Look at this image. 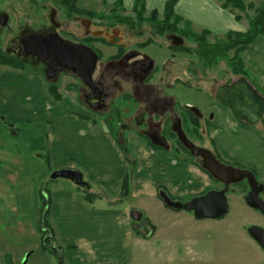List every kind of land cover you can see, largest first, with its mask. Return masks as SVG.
<instances>
[{
    "label": "crops",
    "instance_id": "obj_1",
    "mask_svg": "<svg viewBox=\"0 0 264 264\" xmlns=\"http://www.w3.org/2000/svg\"><path fill=\"white\" fill-rule=\"evenodd\" d=\"M93 1L107 5L120 1L127 11L132 9L134 2ZM167 1L144 0L146 13L162 15ZM243 1L256 5L264 0ZM220 3L221 0H178L173 11L176 17L213 38H222L229 32H246V17L240 14V20H236L234 13L221 8ZM242 59L255 85L250 83L260 92L264 87V37L257 38L244 52ZM30 71L0 65V124L1 118L25 123L23 130L33 137V144L27 146L30 161L41 165V157L38 156L45 154L48 156L47 171L78 170L85 182L99 188L104 194V198L89 203L78 189L63 185L49 189L47 185V230L53 244L62 252L61 264H181L176 238H182L178 233L182 215L164 206L156 196L157 188H164L176 198L196 195L207 186L204 176L196 168L175 160L168 153L153 151L149 147L133 150L137 171L130 180L129 201L138 199L141 205L136 210L145 214L144 208L148 206L150 215L144 219L146 222L135 225L129 216L132 205L123 203L118 207L107 202L119 197L121 182L128 171V164L112 134L103 127L93 125L89 120L93 117L91 112L72 97H63L60 101L51 98L46 93L43 77ZM182 74L186 76V71L183 70ZM209 109L213 112L209 134L218 154L228 162L240 163L252 170L264 187V133L238 121L226 106L213 102ZM26 124L31 125L30 129ZM40 129L46 131L45 140ZM23 159L27 158H18L15 151H9L6 144L0 143V209L4 217L7 210L15 214L16 221L18 217L11 231L14 237L19 238L23 234L21 216L26 217L23 212L28 208L29 198L24 194L22 183L14 179L16 185L12 184L13 175L23 176L22 171L5 175L3 165L6 161L10 164L22 163ZM41 168L43 172L36 181L35 197L30 200V210L36 214L41 212L45 203L39 196L40 192L37 193V185L49 176L44 164ZM4 177L10 186L4 183ZM88 192L97 193L94 188ZM144 202L148 205L144 206ZM157 216H167L164 221L166 229H157L153 222ZM35 218L38 221L39 215ZM149 226L154 231L146 236L145 231L150 232ZM39 231L42 234L43 230ZM159 237L163 239L162 248L156 245ZM167 237L169 240L165 241ZM152 239L155 241L151 242ZM41 251L48 253L43 249ZM6 252L5 243L0 242V259L7 257ZM15 258L10 257V264ZM42 260V264H52L48 256Z\"/></svg>",
    "mask_w": 264,
    "mask_h": 264
},
{
    "label": "rangeland",
    "instance_id": "obj_2",
    "mask_svg": "<svg viewBox=\"0 0 264 264\" xmlns=\"http://www.w3.org/2000/svg\"><path fill=\"white\" fill-rule=\"evenodd\" d=\"M62 1L65 0H0V14H4L7 17L6 26H0V50L8 56L7 52L4 50L6 47L5 41L9 37L16 36L22 26L32 25L33 30H37L43 26H49L48 23L50 22L51 11H54V20L59 23H63L65 21V17L67 16L71 18L69 29H71L76 35H79L81 27L77 20H73L76 15H68V11H66V9L60 5ZM118 2L112 5H107L93 0H78L75 7L77 10L80 8L81 10L89 12L91 17L94 16L93 19H98L100 20V23L106 25L108 24L111 27H118L122 29H154L156 20L152 23V20H149L147 13L143 14L147 18L143 17L142 19H137L135 14L132 12V9L129 11L124 10L122 6L118 4ZM251 14V12L248 13V15ZM155 19L160 20L161 15ZM136 20L140 21V23H136ZM184 27L185 25L180 23L177 26L178 30L181 31ZM188 29L197 35L201 34L202 32L196 30L192 26L188 27ZM160 40L162 41L163 38ZM205 41L206 44L217 45L222 44V42L225 40L224 37L213 38L211 36H206ZM195 45L197 44L189 42L187 38L182 37L181 46L194 47ZM147 52L151 54V52H153V48H149ZM158 53L161 54L160 52ZM229 54L231 55L232 52ZM194 59L195 58L193 55L189 54L181 53L177 55V60H180L178 65L182 62L181 67L183 70L187 68V63L190 61L194 62ZM22 70H31L30 72H33L34 74L39 73L40 76L43 77V66L41 64H36L34 66L30 64L24 65ZM223 70H225L224 62L218 60L216 67L205 71L208 73L204 82L200 80H190V76L186 74V76L182 78L184 81L187 80L189 83H191V85L178 84L167 91L176 96L177 110L179 114H184L187 108H195L202 116H204V118L209 116L208 122H206L208 132L211 124L210 117H212L213 114L207 111V103H213L211 102L212 98L210 97L212 91L211 86H217L220 83H223L226 78H228L227 75L223 74ZM249 77V81L252 82L253 79L251 80ZM198 78L201 79L200 76H198ZM42 79L45 81L44 84L46 87V93L48 94L47 88L50 83L44 78ZM231 80H233V78ZM54 84L58 86V90L63 97H72L75 101L79 102V104L81 103L79 95L77 94L78 90L77 92L75 91V87L79 89L80 86L78 78L70 74H60ZM261 92H264V87H262ZM113 108L119 112V117H116L117 119H114L113 117ZM111 110L112 111L98 115L91 112L93 117L89 118L90 122L95 126L103 127L106 131L110 130L114 138H119V135L121 134L122 138L126 139L127 145L129 144L128 146H131L134 150L147 147L146 142L138 136V131L133 126V105L126 103L124 104L119 101L117 105L111 108ZM1 122L0 143L6 144L9 148V151H12L13 153L15 151L18 155V158H27L23 159L22 163L17 164H10L9 161H6L3 165L4 174L11 175L14 172L22 171L21 173L24 177L14 174L11 180L13 186L16 185L14 179H16L20 184L22 183V187L25 192L24 194L29 198V202L28 208H25L26 210L23 212V215H26V217L21 216V221L23 222L22 238H19L18 236L14 237L13 231H11L15 222L18 221V217L16 221L15 214H11V212L8 210L4 217L3 210L0 209V242L1 244L5 243V247L7 248V252L5 253L7 254V257L0 259V264H10V257L13 258L14 256H16V258L15 261H13V264H21L24 256L28 253L30 256L29 261L26 264H42V258L44 256H48L52 264H58L54 256L51 254L48 255V253H43L41 251L42 234L40 233L39 229L42 231L41 217L43 208L38 214L30 210V200L34 198L36 194V181L43 172L41 165L43 166L44 164V166L47 167L46 171L48 169V163H46L45 154H40V156H38L39 153H37V156L41 157L39 160L41 165L35 161H30L28 159L29 150L27 149V146L33 144V137L30 136L31 134H29V132H25L23 130L25 123L9 122L4 118H1ZM119 122L120 124H118ZM202 125L205 124L202 123ZM30 126L31 125H28L27 129H30ZM255 128H258L259 130L258 126H255ZM14 129L17 130L15 131ZM185 130L187 131V129ZM39 132H41L40 134L45 140V129H40ZM190 139L194 141L193 138ZM134 157L136 158L135 155ZM179 157L184 158L185 155H180ZM223 160L226 162L225 158H223ZM233 165L238 169L250 170L240 163H234ZM50 171L51 170L49 169L47 172L50 174ZM197 171L204 176V182L208 187L210 186L215 188V185L203 173H201L199 170ZM4 179V183L7 186H10L7 178L4 177ZM47 185L49 189L51 186L58 185L70 186L77 189L70 181L67 180H44L39 182L37 185V193L40 192V198H44L43 194H46L48 191L46 189ZM246 191V188L242 184H235L229 188L226 194L228 213L219 219L197 220L193 218L190 213L179 211L182 215L179 220L181 221L182 225L178 230V233L181 234L182 238H176V244L177 251L181 256V264H264V255L262 254V250L259 249L260 247L252 238L248 236L246 232L247 228L252 225L263 227L264 219L260 212L251 209L246 205L244 201ZM129 197L118 203V207H121V204L123 203H125V205L127 203L132 205L133 210H136L137 207H140L141 203L138 199L129 201ZM260 197L264 200L263 195ZM143 205L145 206L148 204L147 202H144ZM144 211L145 214L141 211V213H143L144 219L149 218L150 215L148 206L146 209L144 208ZM37 215H39L38 221L35 218ZM166 218L167 216H157L153 219L157 229H166L164 225L166 223L164 221L167 220ZM144 222L146 221H141L139 224H143ZM189 238H191L190 241H188ZM15 239L17 242H14ZM158 239L160 243L157 240L158 243H156V245L162 248L164 245L163 239L160 237ZM167 240H169L168 237L165 239V241ZM154 241L155 239L151 240V242ZM167 252L168 249L166 248V253ZM42 255L43 257H41Z\"/></svg>",
    "mask_w": 264,
    "mask_h": 264
},
{
    "label": "flooded vegetation",
    "instance_id": "obj_3",
    "mask_svg": "<svg viewBox=\"0 0 264 264\" xmlns=\"http://www.w3.org/2000/svg\"><path fill=\"white\" fill-rule=\"evenodd\" d=\"M53 16L54 11H51L50 22L48 21L49 26H43L37 30H33L32 25L22 26L16 36L7 38L4 50L8 56L18 59L24 65L30 64L34 66L41 64L43 66L42 75L44 77L46 65L38 61L33 43L22 44V41L32 35V33L48 34L56 32L62 39L72 44H79L91 49L96 55L95 66L90 77L91 80L88 84L78 78L79 89L75 87V91L77 92L78 90L77 94L79 95L81 105L89 112L97 115L112 111L111 108L117 105L119 101L124 104L133 105V126L137 129L138 136L146 142L147 147L152 149L148 145L150 144L157 148L156 150L152 149L153 151L168 153L175 160L195 167L215 185V188L206 186L196 195H183L178 198L171 196L165 189H162L172 201L185 203L209 191L221 190L223 188L222 184L215 181L202 169L200 159L191 155L190 151L179 142L172 130L174 125L180 124L186 138L194 146L210 151L221 164L236 168L233 165L234 163L228 162L226 159V162L223 160L224 157L218 154L215 144L213 149L208 143V140L213 142L206 125L209 116L204 118L195 108H187L184 114H179L176 96L167 92L178 84L191 85L187 80H183L182 62L178 65L180 60H177V55L182 53L179 51L183 47L181 46L182 42L179 40L182 37L177 33L161 34L155 29H122L111 27L108 24L100 23L98 19H89L87 17H75L73 19L77 20L81 27L80 34L76 35L69 29L71 18L67 16L63 23H59L54 20ZM147 16L149 20H153L149 14ZM5 17L4 14H0L1 27L6 26L7 17ZM143 17L146 16L142 15L140 18ZM135 22L140 23L138 20ZM162 38L163 40L161 41L160 39ZM180 42L181 44L178 45ZM149 48H153L151 54L147 52ZM191 62L187 63V68H185L186 74L190 76V80L204 82L208 72L202 71L197 64H191ZM230 82L231 80L226 78L223 83L211 86V102L219 103L214 97L216 88ZM209 107L210 103L208 102L207 111L213 113ZM96 108L98 109L96 110ZM191 109H195L197 114L193 113ZM188 112L197 119L199 123L198 129L190 128L192 125L187 120ZM112 113L114 119L119 117V112L115 108H113ZM210 120L212 124L213 114ZM202 123L205 125H202ZM190 138H193L194 141ZM118 140L121 143L127 144L126 139H123L121 134ZM152 140L164 144L167 146V149L153 145L151 143ZM129 147L134 155V149L131 146ZM180 155H185V157L180 158ZM249 171L252 172V170ZM252 173L255 176V173ZM239 184L244 185L247 194L249 188L246 182L243 181Z\"/></svg>",
    "mask_w": 264,
    "mask_h": 264
},
{
    "label": "water",
    "instance_id": "obj_4",
    "mask_svg": "<svg viewBox=\"0 0 264 264\" xmlns=\"http://www.w3.org/2000/svg\"><path fill=\"white\" fill-rule=\"evenodd\" d=\"M179 40L182 42L180 38ZM30 42L33 43L38 61L46 65L44 68L46 81L54 82L59 74L67 73L73 74L84 83L89 84L96 62V55L91 49L65 41L56 32L48 34L32 33L22 41V44L27 45ZM214 97L221 105L228 107L238 121L247 126L255 127L264 116V96L254 89L245 77H239L229 84L218 86ZM191 111L197 114L195 109H191ZM172 130L179 142L190 151L191 155L200 159L202 169L215 181L222 184L223 188L219 191H209L185 203L172 201L164 191H159L158 196L167 208L192 213L197 220L219 219L228 213L226 193L229 186L245 181L249 191L244 196V201L248 207L260 212L264 219V201L260 198L264 188L261 184H258L251 171L221 164L210 151L194 146L186 138L180 124L174 125ZM151 143L167 149V146L154 140ZM49 179L67 180L77 187L86 190L92 189L91 185L84 182L82 173L77 170L61 169L53 171ZM129 216L132 221L139 222L142 213L133 210ZM246 232L264 253V227L252 225L247 228ZM42 243L60 264L62 252L53 244V239L47 236ZM28 257L29 253L24 256L22 264L27 263Z\"/></svg>",
    "mask_w": 264,
    "mask_h": 264
},
{
    "label": "trees",
    "instance_id": "obj_5",
    "mask_svg": "<svg viewBox=\"0 0 264 264\" xmlns=\"http://www.w3.org/2000/svg\"><path fill=\"white\" fill-rule=\"evenodd\" d=\"M178 0H168L165 3L164 11L161 15V19H155L156 17L160 16L156 12H150L149 15L151 18H153L152 23L156 20V23L154 25V29L157 30L159 33H177L181 37H185L189 40V42H193L197 45L194 47L185 46L180 48V52L184 54L193 55L194 62L192 61L191 64H197L199 68L202 71H206L208 69H213V67H216L217 61H223L225 66V75L228 76L230 79H234L237 77H245L248 78L249 74L245 68L242 55L244 52L248 49V47L256 41L259 37H264V1L258 3V4H252L248 3L246 4L243 0H221L220 7L229 10L230 12L234 13L236 20H240L241 16L240 13L243 14L248 21V28L246 32L244 33H238V32H229L224 36V42L222 44H206L205 37L209 36V33L202 31L201 34L197 35L195 33H192L189 31L188 27L191 25L185 21H182L181 18H178L174 14V6ZM78 0H65L62 1L60 5L66 11H68V15H76V17H87L89 19H93L89 12H86L84 10H77L75 5L77 4ZM119 5H121L120 2H118ZM132 12L135 14V16L139 19H142L143 14H146V9L144 6V0H134ZM251 12V15H248V13ZM184 24L185 27L183 30H178L177 26L178 24ZM232 54L230 55L229 53ZM0 65L8 66L13 69H20L22 70L24 67V64L21 63L18 59L10 58L5 53H3L0 50ZM230 79V80H231ZM48 94L56 101L62 100L63 96L60 94L58 90V86L56 84L50 83L47 88ZM261 95L264 96V92H259ZM188 122L192 125V128L199 127V123L196 118L193 117L192 114L188 112ZM259 129L264 133V116L261 119L260 123L257 125ZM111 133V131L109 130ZM116 140V143L122 152L127 164H128V171L125 174L121 186H120V195L119 197L114 201L107 202L109 204H118L123 199L130 196V180L132 175L137 171V163L134 155L132 154V151L130 147L125 144L119 142L118 138H114ZM208 143L210 146L214 149V143L211 140H208ZM153 150H156L157 148L154 146H151L148 144ZM175 156V155H174ZM217 157H219L216 154ZM178 157V156H176ZM46 163H48V156L45 155ZM253 172V171H252ZM78 190L82 191L84 194V199L86 202H93L95 199L98 198H104V194L102 191L99 190V188L94 187L95 191L97 193H91L86 191L85 189H81L76 187ZM162 190V188H157V191ZM157 198L160 200L158 194H156ZM47 198V195H46ZM46 198L44 199V207L42 211V217H41V229L42 232V238L46 236V231H48V224L46 221L47 216V201ZM106 198V197H105ZM107 199V198H106ZM141 221H145L143 218ZM134 223V222H132ZM136 225V223H134ZM150 232H146V236L153 233V228L149 226ZM42 249L46 252L48 250L42 245Z\"/></svg>",
    "mask_w": 264,
    "mask_h": 264
}]
</instances>
